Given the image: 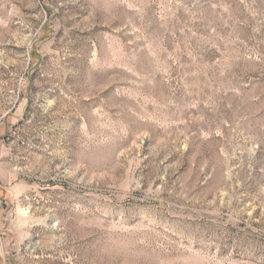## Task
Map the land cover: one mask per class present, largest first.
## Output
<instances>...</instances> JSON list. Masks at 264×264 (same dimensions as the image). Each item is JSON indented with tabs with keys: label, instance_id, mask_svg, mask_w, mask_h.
<instances>
[{
	"label": "rangeland",
	"instance_id": "374dc122",
	"mask_svg": "<svg viewBox=\"0 0 264 264\" xmlns=\"http://www.w3.org/2000/svg\"><path fill=\"white\" fill-rule=\"evenodd\" d=\"M0 264H264V0H0Z\"/></svg>",
	"mask_w": 264,
	"mask_h": 264
}]
</instances>
